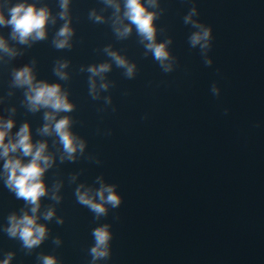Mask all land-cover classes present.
Returning a JSON list of instances; mask_svg holds the SVG:
<instances>
[{"label":"water","instance_id":"obj_1","mask_svg":"<svg viewBox=\"0 0 264 264\" xmlns=\"http://www.w3.org/2000/svg\"><path fill=\"white\" fill-rule=\"evenodd\" d=\"M39 4L50 8L56 23L48 25L46 40L31 45L9 38L20 54L0 61V115L16 121L13 133L28 122L33 140L48 142L56 163L44 179L50 191L63 183V199L56 204L42 198L41 213L55 207L64 223L41 218L49 237L30 253L0 231V259L14 252L11 264H40L41 255H54L60 264H91L92 230L107 223L111 256L98 264H264V0H195L197 18L213 30L211 66L189 45L194 29L183 17L193 4L160 0L157 41L172 39L177 64L171 73L146 54L135 30L126 39L116 37L114 10L102 0H71L74 35L72 47L64 49L52 44L64 23L58 0ZM93 9L104 23L89 19ZM10 31L0 28L5 37ZM108 46L136 64L133 79L112 62ZM63 60L69 62L67 80L53 71ZM101 63L112 67L104 81L95 78L94 100L86 69ZM26 64L37 80L61 84L75 105L57 118L70 116L73 132L87 143L76 161H60L57 138L39 132L47 110L30 112L25 89L12 86L13 70ZM103 82L107 90L99 89ZM213 83L219 97L210 92ZM98 177L116 185L123 202L97 220L77 203L75 190L80 184L98 188ZM24 207L0 179V228Z\"/></svg>","mask_w":264,"mask_h":264},{"label":"clouds","instance_id":"obj_2","mask_svg":"<svg viewBox=\"0 0 264 264\" xmlns=\"http://www.w3.org/2000/svg\"><path fill=\"white\" fill-rule=\"evenodd\" d=\"M102 2L114 10L112 27L118 39H126L135 30L140 37V42L144 45L146 54H151L161 70L164 73H171L174 70L177 58L172 55L169 48L172 39L157 41L160 30L155 22L163 12L162 9L157 11L160 9V0H102ZM188 2H191L193 6L183 17V22L194 29L188 37L189 45L193 49L198 47L204 64L211 66L213 60L208 54L212 48V27L197 18L199 12L195 6V0H188ZM58 3L60 8L58 16L64 23L57 30L52 44L56 49L71 48V39L74 35L70 17L71 0H58ZM89 19L96 23L105 22V17L98 14L95 9L89 12ZM55 23L56 16L48 6H40L39 0H0V28L11 29L10 37L0 34V61H3L5 56L14 58L20 54L9 44V38L20 45H31L46 40L48 25ZM104 51L117 67L124 69L126 78L135 77L137 71L135 63L130 62L118 51H113L111 46L106 47ZM68 64L66 60L57 61L53 71L60 80L68 79V73L65 71ZM111 67L110 63H101L86 69L91 74L89 93L94 100L99 98L95 78L99 77L101 81H104V74L109 72ZM12 86L25 89V103L30 112L47 110L43 117L45 123L39 132L43 136L54 135L57 138L62 149L61 162L76 161L84 154L87 143L73 132L72 118L67 115L57 118L60 113H69L75 108L69 99L68 92L63 90L61 84L37 80L33 66L26 64L13 70ZM108 87L109 84L106 82L99 85L101 90H107ZM210 92L213 96L219 97L221 89L213 83ZM105 101L110 104L111 98L106 97ZM11 111L15 112V109ZM15 126L14 119L0 115V161H3L0 167V179L16 199H22L25 202V207L19 213L13 212L8 215L7 224L0 228V231L6 233L10 239L19 240L22 248L30 253L49 237L47 225L39 222L41 218L45 221H52L55 218L57 224L64 223V218L57 216L55 207H49L41 213L42 198L48 197L56 204L62 201L60 190L63 183L57 182L54 188L49 190L44 177L55 165L56 156L49 152V144L46 140H33L30 123L24 122L13 133ZM95 162L100 163L99 160ZM72 179L74 181L76 176ZM97 183L98 188L80 184L75 190V197L77 203L87 207L98 220L107 216L110 209L119 208L123 198L116 190V185L105 183L102 177L97 178ZM91 235L94 241L89 249L91 264L108 260L111 256L113 239L111 225L100 224L92 230ZM53 243L59 246L62 241L56 237ZM14 256V252L6 253L5 258L0 259V264H11ZM39 260L40 264H60L54 255H41Z\"/></svg>","mask_w":264,"mask_h":264}]
</instances>
